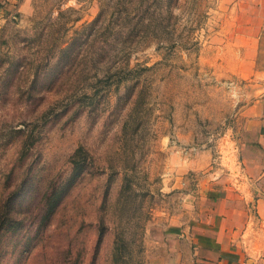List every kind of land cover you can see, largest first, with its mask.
Here are the masks:
<instances>
[{"label": "rangeland", "instance_id": "obj_1", "mask_svg": "<svg viewBox=\"0 0 264 264\" xmlns=\"http://www.w3.org/2000/svg\"><path fill=\"white\" fill-rule=\"evenodd\" d=\"M227 5L0 0V264H158L239 176L264 33L256 56Z\"/></svg>", "mask_w": 264, "mask_h": 264}, {"label": "crops", "instance_id": "obj_2", "mask_svg": "<svg viewBox=\"0 0 264 264\" xmlns=\"http://www.w3.org/2000/svg\"><path fill=\"white\" fill-rule=\"evenodd\" d=\"M219 1L234 12L236 40L251 42L257 56L264 0ZM255 74L261 89L241 109L248 135L238 150L239 176L209 184L186 220L178 216L156 234L158 264H264V69Z\"/></svg>", "mask_w": 264, "mask_h": 264}, {"label": "trees", "instance_id": "obj_3", "mask_svg": "<svg viewBox=\"0 0 264 264\" xmlns=\"http://www.w3.org/2000/svg\"><path fill=\"white\" fill-rule=\"evenodd\" d=\"M149 8V7H148Z\"/></svg>", "mask_w": 264, "mask_h": 264}]
</instances>
